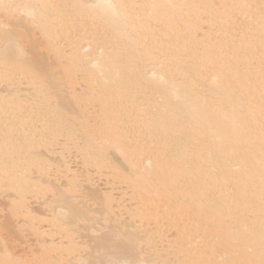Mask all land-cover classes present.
<instances>
[{
  "label": "bare ground",
  "instance_id": "bare-ground-1",
  "mask_svg": "<svg viewBox=\"0 0 264 264\" xmlns=\"http://www.w3.org/2000/svg\"><path fill=\"white\" fill-rule=\"evenodd\" d=\"M0 187V264H264V0H0Z\"/></svg>",
  "mask_w": 264,
  "mask_h": 264
},
{
  "label": "rangeland",
  "instance_id": "rangeland-1",
  "mask_svg": "<svg viewBox=\"0 0 264 264\" xmlns=\"http://www.w3.org/2000/svg\"><path fill=\"white\" fill-rule=\"evenodd\" d=\"M72 165L74 166L75 163L72 162L70 166L72 167ZM51 172H53V168H51V169L48 170V173H49V174H50ZM48 173H47V175H48ZM65 174H66V173H65ZM65 174H63V173H62V175L60 174V177H61V176L64 177ZM68 174H69V172L67 173V175H68ZM34 175H35V174H33V176H34ZM45 175H46V174H45ZM45 175H44V176H45ZM44 176L42 177V179H44L45 177H47V176H45V177H44ZM95 176H96V175H94L93 177H95ZM48 177H49V175H48ZM63 177L60 178V180H59L60 182H59V183H61V181L65 180V179H62ZM96 177L98 178V176H96ZM96 177H95V179H97ZM58 178H59V176H58ZM65 178H66V176H65ZM61 179H62V180H61ZM95 179H94V181H95V182H94V181H92V180H93V178H92L91 182H94V183H93V184L91 183V187H93V185H95V183H96V180H95ZM100 180H101V179H99V182H100ZM83 182H84V183H83ZM83 182H82V184H81V188H82V191H85V190L88 188V186H89V188H90V183H89V182H85V181H83ZM97 182H98V180H97ZM99 182H98V183H99ZM57 183H58V182H57ZM85 184H86V185H85ZM87 184H88V185H87ZM115 185H116V184H115ZM118 185H119V184H117L116 186H114L113 189H116V190H117V188H119V187H120L121 189L125 187L124 185H121V184H120L119 186H118ZM83 186H84V188H85V187H86V188L84 189ZM101 186L103 187V185H101ZM117 186H118V187H117ZM122 186H124V187H122ZM115 187H116V188H115ZM0 188H1V187H0ZM100 188H101V187H100ZM120 188H119V190H117L118 192H117L116 190H113V191H112V192H113L112 194L116 193V194L118 195V194L120 193V190H121ZM125 189H126V188H124L123 190H124V191H128L127 189H126V190H125ZM0 190H2V188H1ZM1 192H4L5 194H4V193H0V202H1L0 207L5 208L6 205L8 204V202L12 199V196H11L12 194H9L10 191H7V192H6V191L3 190V191H1ZM6 193H7V194H6ZM50 194H51V193H50ZM50 194L48 195V193H46V194H44V195H46V197L48 196L47 198H46V197H37L36 200H34V199L32 198V196H29V195H28V197H29L30 199H28V198H27L28 200L26 199L27 202H28L27 204H28V206L30 207V208H29L30 211H32V210H34V212L38 211L39 214H37V213H36V214H37L38 216H40V219H41V218L44 219V220L41 219V220L39 221V223L36 224V225L39 224V225L37 226L38 228L40 227L41 229H43V228L45 227V229H43V230H46V227H48V226L50 225L49 222H48V221H45V218H44L45 216L47 217L48 214H50V212L48 211V208L46 207V202H47V200H49L48 198L51 197ZM1 195H2V197H3V196H4V197L2 198ZM117 195L114 194L115 197H117ZM6 196H7V197H6ZM125 197H126V198H125ZM125 197H121L120 199H118L117 201H115V202L117 203V205H120V204H122L123 202H124V204H126V202H128L127 204H129V203H130L129 198L127 197V195H126ZM43 198H44V199H43ZM127 198H128V199H127ZM5 199H7V200H5ZM8 199H9V200H8ZM45 199H47V200H45ZM36 201H37V202H36ZM30 202H31V203H30ZM32 202H33V203H32ZM5 203H6V205H5ZM90 203H91V202H90ZM29 204H30V205H29ZM33 205H34V206H33ZM4 206H5V207H4ZM34 207H35L36 209H34ZM38 207H40V208H38ZM7 208H8V207H7ZM7 208H5V209H1V208H0V221H1V222H2V219L5 220V217H6V215L8 214V213H7V212H8V211H7ZM41 208H42V209H41ZM41 210H42V211H41ZM5 213H6V215H5ZM45 214H46V215H45ZM1 215H2V217H1ZM42 215H43V216H42ZM18 217H20V216H18ZM18 217H16V219H15V217L12 218V222L14 221L13 219H15V220H17V222L19 223L18 226H17V228H16L17 222H15V228H16L15 231H19V229H20L21 227L25 228L24 226L26 225V224L22 225V223L24 222L25 219H24L22 216H21L22 218H19V219H18ZM20 219H21V220H20ZM21 221H22V222H21ZM41 221H43V222H41ZM44 221H45V223H46V222H48V223H46V225H45V224H44ZM20 223H21L22 226L20 225ZM42 223H43V224H42ZM40 224H42V225H40ZM48 224H49V225H48ZM12 225H13V224H12ZM13 226H14V225H13ZM42 226H43V227H42ZM15 228H14V229H15ZM48 228H49V227H48ZM48 228H47V229H48ZM169 233H170V232H169ZM25 234H26V233H25ZM22 237H23L24 239H21V236H19V239H16L17 237H16L15 239H14L13 237H10V238H12V240H15V241H11V240H10L9 242H11V245L13 246L12 249H13V252H14V253L19 254V255H21V256L26 254V256H27L28 253H29L31 250L34 251V249H35L36 246H37L36 244H37L38 242H37V240H33V239H35V236H33L32 234H28V233H27L26 235H23V234H22ZM32 238H33V239H32ZM56 238L58 239L59 237H58V236H53V239H56ZM46 239H48V238H46ZM84 239H85V240H87V239L89 240V238H84ZM22 240H23V241H22ZM25 240H27V241L25 242ZM31 240H32V241H31ZM61 240H62V238H61ZM81 240H82V239H81ZM88 240H87V241H88ZM19 241H20V242H19ZM21 241H22V242H21ZM34 241H35V243H34ZM18 242H19V243H18ZM31 242H32L33 244H32ZM13 243H14V244H13ZM24 243H25V244H24ZM19 244H20V245H19ZM17 245H18V246H17ZM21 245H22V246H21ZM23 245H24V246H23ZM25 245H26V247H25ZM35 245H36V246H35ZM17 247H18V248L20 247V249H18ZM21 247L23 248L22 251L24 250V248L27 249V250H24V252H22V251H21ZM31 248H32V249H31ZM15 249H17V250L15 251ZM18 250H20V251H18ZM17 251H18V252H17ZM21 252H22V253H21ZM24 253H25V254H24Z\"/></svg>",
  "mask_w": 264,
  "mask_h": 264
}]
</instances>
